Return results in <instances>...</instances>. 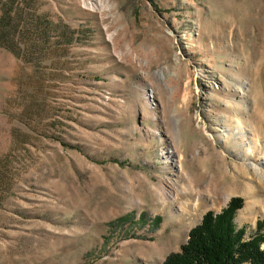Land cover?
I'll use <instances>...</instances> for the list:
<instances>
[{"label": "rangeland", "instance_id": "obj_1", "mask_svg": "<svg viewBox=\"0 0 264 264\" xmlns=\"http://www.w3.org/2000/svg\"><path fill=\"white\" fill-rule=\"evenodd\" d=\"M232 203L249 239L264 0H0V264H164Z\"/></svg>", "mask_w": 264, "mask_h": 264}, {"label": "trees", "instance_id": "obj_2", "mask_svg": "<svg viewBox=\"0 0 264 264\" xmlns=\"http://www.w3.org/2000/svg\"><path fill=\"white\" fill-rule=\"evenodd\" d=\"M236 210L232 203L221 214L207 213L181 252L164 264H264V222L255 235L245 239L246 229H237L234 223Z\"/></svg>", "mask_w": 264, "mask_h": 264}, {"label": "bare ground", "instance_id": "obj_3", "mask_svg": "<svg viewBox=\"0 0 264 264\" xmlns=\"http://www.w3.org/2000/svg\"><path fill=\"white\" fill-rule=\"evenodd\" d=\"M227 134H228V130L224 129V127L222 126H219L214 130L213 137L212 135H210V138L214 139L217 136L225 137ZM236 141H237V145H239L241 148V154L243 155L244 159L248 158L249 157L248 151H251L252 143H253L252 142L253 139L249 138V132L242 127L238 128ZM251 169L254 170V168H251Z\"/></svg>", "mask_w": 264, "mask_h": 264}]
</instances>
